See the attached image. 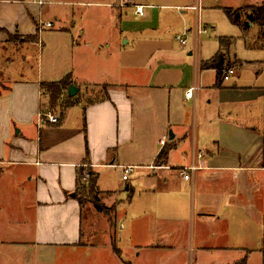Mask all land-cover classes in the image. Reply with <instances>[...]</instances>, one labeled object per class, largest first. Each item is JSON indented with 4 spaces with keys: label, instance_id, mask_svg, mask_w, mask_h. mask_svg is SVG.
<instances>
[{
    "label": "crops",
    "instance_id": "obj_1",
    "mask_svg": "<svg viewBox=\"0 0 264 264\" xmlns=\"http://www.w3.org/2000/svg\"><path fill=\"white\" fill-rule=\"evenodd\" d=\"M181 1L0 0V80H11L0 83V182L12 177L0 196V239L41 252L82 245L77 180L85 169L96 174L104 203H114L113 222L129 240L128 247L109 242L120 264L141 257L172 264L194 252L217 254L216 264H250L255 253L264 264V58L242 57L232 42L223 62L235 74L217 84L215 68L202 66L219 50L217 39L201 41L205 33L194 34V25L210 31L201 13L238 6ZM178 23L191 40L186 56L166 49ZM254 27H238L242 44L264 49L248 37ZM92 29L110 37L114 30L105 52L86 39ZM30 41L35 67L26 75L10 51ZM177 43L180 51L187 44ZM243 69L262 83L240 82ZM66 75L77 100L62 115L51 109L57 122L49 123L41 83ZM125 165L132 170L123 179ZM189 165L195 169L184 179L179 168ZM105 173L116 175V185Z\"/></svg>",
    "mask_w": 264,
    "mask_h": 264
},
{
    "label": "rangeland",
    "instance_id": "obj_2",
    "mask_svg": "<svg viewBox=\"0 0 264 264\" xmlns=\"http://www.w3.org/2000/svg\"><path fill=\"white\" fill-rule=\"evenodd\" d=\"M176 1V0H172ZM186 1V0H183ZM181 1V2H183ZM263 0H196L195 5L199 4L200 6H210V5H217V6H225V5H234L244 7L245 5H258ZM193 19L191 17L190 23L192 24ZM200 21L205 24L207 21V25L212 27V30L208 31V33L200 35V40L203 42H216L215 40L217 37L222 35L232 36L234 37V46L232 51L238 53L239 55H251V58L262 59L264 58V49H246L242 42V36L240 37V31L238 27L229 23L228 19L224 15V13L220 9H212L200 14ZM181 25V24H180ZM179 23L176 25L177 29L170 33L166 37V49L169 51H173L174 53L178 54V52L182 55H185L188 52V42L191 40L186 39V46L182 48L180 51V46L177 41L175 40V36L180 34L181 29L179 28ZM175 26V27H176ZM114 28V27H113ZM259 30V27L255 25L251 31ZM250 31V32H251ZM255 31V33L251 32L248 37L252 40V42H263L262 36ZM111 37L107 35V33L103 34V31L95 32L94 29L89 31V36L86 39H90V42H98L101 45V52H105L106 48L104 46V42H113L115 41L114 30H111ZM116 34V33H115ZM30 42H25L21 46H14V49L10 52H13L14 55V65L15 68L22 71L21 67L23 68L26 75H31L33 73V69L35 67L34 61V46ZM36 41H34V44ZM96 46V45H95ZM13 48V47H12ZM207 49V46H205ZM213 47L208 48V50H213ZM8 52V50H6ZM5 52V53H6ZM21 54H24V60L21 59ZM31 55V56H30ZM186 56V55H185ZM244 57V56H242ZM187 58H193L192 55L187 56ZM250 70V69H249ZM247 70L243 69L242 74H240V82H244L247 84L251 83H262V80L259 77L254 78L252 74V70L249 72H245ZM210 73V72H209ZM210 74H214L211 71ZM235 74V73H234ZM213 76V75H212ZM211 78V76H210ZM209 78V80H210ZM3 80V81H2ZM0 83L9 82L11 80L2 79ZM88 86L86 88H90ZM85 91L83 88L82 91ZM99 88L94 87L92 91L98 92ZM81 93L78 94L81 95ZM46 102V110L51 109H60V103L62 100L56 102H49L47 98H45ZM45 110V111H46ZM85 169L80 171V174L83 173ZM106 183L110 185H116V175L114 173H105L104 174ZM4 182H0V196L2 195L1 192L6 189H10L9 187V179L11 176L4 177ZM124 183L119 186V189H124ZM122 191H120V197H123ZM4 194V193H3ZM6 196V195H5ZM108 197L98 191L92 194H81L80 198L82 199L83 209L82 211V218H83V227H85L83 237H81V244L79 247H75L74 249H68L65 251H57L51 250V252H41L36 251L30 247H22L20 245H15L12 240L7 239H0V264H120L118 257L115 253L110 252V244L119 247L120 245H125V247L129 246V240L125 234H123V230H120V221L116 219L115 223L113 222V208L114 203H104L103 199ZM2 199L0 198V201ZM110 201L111 199L108 198ZM91 202H97L101 207L102 211H98L93 215L87 212L89 208H92ZM119 203V201H118ZM120 205L118 204L116 207V213L119 212ZM117 218L118 214H117ZM94 219V220H92ZM110 219V224L107 223ZM90 221H92V228L90 226ZM111 221L113 226H111ZM90 228H88V227ZM108 229V231H107ZM109 230H110V237H109ZM107 231V233H105ZM115 231V232H114ZM114 232V233H113ZM3 234V233H2ZM122 256V255H121ZM148 258L141 257L139 260L132 261V264H151L148 263ZM218 260V255L213 253H198L192 255L191 253L186 255H176L173 258L172 264H216ZM250 264H259L260 260L252 253L250 255Z\"/></svg>",
    "mask_w": 264,
    "mask_h": 264
},
{
    "label": "trees",
    "instance_id": "obj_3",
    "mask_svg": "<svg viewBox=\"0 0 264 264\" xmlns=\"http://www.w3.org/2000/svg\"><path fill=\"white\" fill-rule=\"evenodd\" d=\"M223 11L227 16V18L229 19V21L232 24L237 25L242 31H245L247 29L248 23L257 25L259 27L258 33L262 36L263 38L262 40L264 42V0L258 5H248L238 8L225 7L223 8ZM217 42L219 45V50L209 60L203 62L202 66L204 68H209V67L215 68L216 83L218 84L221 78L220 76L222 73V68L228 66L223 62V51L226 50L232 42H234V39L231 36H219L217 37ZM70 84H72L70 75H66L57 81L41 83V88L44 90L46 94V98L48 99L49 102L57 103V101L62 100V102L59 105L61 115L65 107L74 104L77 100V94L73 96H68L67 94V89ZM166 151H167L166 148L161 149L158 155V160L164 158V153H166ZM77 191H78L77 196L79 198V203L80 205H82L83 201L80 198L81 194L90 195L98 191L96 187V174L90 172L88 174L87 181L85 183H81L80 171H79L78 180H77ZM93 206L96 210L102 211V207L97 202H94Z\"/></svg>",
    "mask_w": 264,
    "mask_h": 264
},
{
    "label": "built area",
    "instance_id": "obj_4",
    "mask_svg": "<svg viewBox=\"0 0 264 264\" xmlns=\"http://www.w3.org/2000/svg\"><path fill=\"white\" fill-rule=\"evenodd\" d=\"M134 12L138 15H143V5H139V4H134ZM46 26L50 27L52 26V22H46L45 23ZM208 31V28L201 25L200 22L197 20L196 24L194 25V34H201V33H206ZM186 39H187V32L183 31L180 34L175 36V40H177L180 44H185L186 43ZM235 73L234 69L231 67H224L222 68V79L223 80H227L230 76H232ZM192 89L193 88H188L184 95L187 98H190L192 95ZM43 118L48 121L49 123H56L57 122V116L51 111V110H46L45 112H43ZM166 136H162L159 139V143L163 144L165 141ZM195 169L194 165H189V166H184L182 168H179V172L182 175V177L184 179H188L191 175V172ZM132 170V166L130 165H125L122 167V171H123V175L122 178L126 179L127 178V174H129V172ZM88 177V172H84L82 174V179L86 180V178Z\"/></svg>",
    "mask_w": 264,
    "mask_h": 264
},
{
    "label": "water",
    "instance_id": "obj_5",
    "mask_svg": "<svg viewBox=\"0 0 264 264\" xmlns=\"http://www.w3.org/2000/svg\"><path fill=\"white\" fill-rule=\"evenodd\" d=\"M78 88L74 84H70L67 89V94L73 96L77 92Z\"/></svg>",
    "mask_w": 264,
    "mask_h": 264
}]
</instances>
